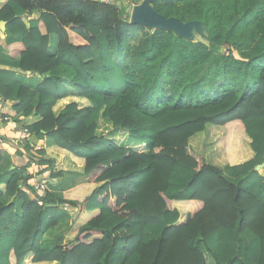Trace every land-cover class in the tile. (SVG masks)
I'll use <instances>...</instances> for the list:
<instances>
[{"label": "trees", "instance_id": "obj_1", "mask_svg": "<svg viewBox=\"0 0 264 264\" xmlns=\"http://www.w3.org/2000/svg\"><path fill=\"white\" fill-rule=\"evenodd\" d=\"M152 5L165 17L201 21L209 40L157 29L132 44L144 27L124 21L107 1L0 0V21L21 37L0 45V53L40 76L35 89L19 86L18 101L3 102L0 114L30 117L24 148L49 179L63 171L52 170L45 149L36 150L45 137L81 159L86 176L60 199L50 182L36 193L22 169L0 182V264H208L205 254L214 264H264V0ZM16 7L25 14L16 15ZM33 11L40 12L36 26L28 18ZM50 34L57 37L54 54ZM61 65L73 69L71 91L84 100L55 114L54 104L70 95ZM17 84L16 72L0 70L3 98ZM212 125L224 128L215 151L223 155L224 148L234 180L190 142ZM109 129L126 132L145 151L122 146ZM237 147L252 156L239 160ZM3 195L23 201L21 214ZM67 208L71 222L46 240Z\"/></svg>", "mask_w": 264, "mask_h": 264}, {"label": "crops", "instance_id": "obj_2", "mask_svg": "<svg viewBox=\"0 0 264 264\" xmlns=\"http://www.w3.org/2000/svg\"><path fill=\"white\" fill-rule=\"evenodd\" d=\"M16 15L25 14V11L21 7H16L15 9ZM40 12L39 11H33L29 16L30 25L36 26L38 22ZM21 37L19 36H12L9 31L6 29L1 30L0 29V45H5L7 42H14L20 40ZM56 41L57 37L55 34H50V40H49V51L51 54L55 53L56 50ZM19 57H13L8 52L3 51L0 53V70H10L13 72H16L17 78H18V84L13 89L11 95L7 98L6 103L9 105H12L18 101L17 98V90L19 86H25L29 87L31 89H35L40 81L39 76L36 74H33L31 72H22L18 69L16 66V61ZM58 72L60 76L62 77V81L67 85L69 88V96L57 101L53 106V112L57 114L67 103L68 101H83L84 99L81 97L76 96L72 91L71 87L68 85L70 82V79L73 76V69L68 66L61 65L58 68ZM36 103V100L34 101ZM30 117H26L24 114H19L15 117H12L10 121L4 122V125L0 128V137L3 139L2 146L5 149V154L0 162V182H7L11 175L13 174V171L15 169H22L26 170L28 166L29 156L27 151L25 150V145L29 142L30 136L27 141L22 142L19 139V133L22 127V124H25L26 121H28ZM201 133V132H200ZM122 138V137H121ZM123 140L130 142H135L136 144H139L136 141L131 140L127 134L124 135ZM53 140L49 137H45L44 139L37 141L35 144V148L37 149H45V153L43 155L44 158H53V171L62 170L63 174L59 179H54L51 181V187H49V191L56 197L61 198L62 195H64L66 192L75 190L77 188H81V185L85 184L86 176L82 174L83 169V162L81 159L75 158L70 152L58 148L53 144ZM143 144V143H142ZM125 145V147H129ZM140 145V144H139ZM123 146V145H122ZM143 147L142 151H145L144 144L141 146ZM248 155L246 158L252 156V151L247 152ZM245 158V159H246ZM227 163L222 164L221 170L225 173V175H228L229 180H234V177L229 174V170L227 168ZM44 166V164H43ZM49 177V171L47 167H43V169L35 174L33 178L40 179V178H48ZM30 181V180H29ZM1 201L4 204L13 203L15 207V211L18 214H21V205L22 200L16 196H8L3 195L1 197ZM67 215L60 219L57 224L47 230L45 233L44 238L51 239L56 234L62 232L65 230V228L68 226V224L71 222V218L74 215V210L67 208ZM248 243H252L254 241V238L249 233H243L241 235ZM36 264H57V262H39ZM208 264H214V261L212 258H210V262Z\"/></svg>", "mask_w": 264, "mask_h": 264}, {"label": "rangeland", "instance_id": "obj_3", "mask_svg": "<svg viewBox=\"0 0 264 264\" xmlns=\"http://www.w3.org/2000/svg\"><path fill=\"white\" fill-rule=\"evenodd\" d=\"M140 1L141 0H111L113 5H115L120 11L123 12L124 21H129L133 5L139 3ZM146 31H148L146 28L142 29L137 34L136 38H134L130 42L132 44H135V45L139 44V42L141 40L140 38L142 37V35H144L146 33ZM166 32H169L170 34H174L175 36H179V35L175 34L173 31H166ZM160 36L163 37L164 34H161ZM179 37H181V36H179ZM182 38H184V37H182ZM185 40H187V39H185ZM196 40H201V41L207 42V41L203 40L199 36L195 40H192V41H196ZM222 50H223V48H222ZM221 80L222 79H220V81ZM108 132L109 133L106 134L107 136L115 137V138H117V140L120 139L121 141H120L119 144H121L123 146L127 145L126 144L127 141L123 140L124 135L127 134L126 132L117 131L115 129H109ZM217 136L221 137L220 140H219V143H220V147H222L223 146V142L221 143V141H222V139H224L225 131H224L223 127L215 126V125L207 127L204 130V132L199 134V136H196V138L193 141L191 139L190 142H191V144L193 146V149L195 151H197L199 154L203 155L209 164H212V165H215V166L221 168L222 164L227 163V160H226V156H225V153H224V148H223V155L221 154V152L217 153L215 151V148H216V145H217L216 142H217V139H218ZM137 145H139V144H135L133 142L128 141V145L127 146H130L128 148H132V149H135V150H139V149L143 150L142 149L143 147L137 146ZM236 157L239 160H244L247 157L246 151L244 149L241 150V148L237 147ZM229 174H231L230 171H229ZM225 176L227 177L228 175H225ZM205 255H206V258H207V263H209L210 262V257L207 254H205Z\"/></svg>", "mask_w": 264, "mask_h": 264}, {"label": "water", "instance_id": "obj_4", "mask_svg": "<svg viewBox=\"0 0 264 264\" xmlns=\"http://www.w3.org/2000/svg\"><path fill=\"white\" fill-rule=\"evenodd\" d=\"M153 1L141 0L139 3L133 5L129 23L141 25L148 31L157 29L173 31L187 40H195L198 36L205 41L209 40L207 28L201 21H183L176 17H165L154 9L152 5ZM6 23V21H0L1 30L6 29ZM258 168L257 166L256 169Z\"/></svg>", "mask_w": 264, "mask_h": 264}, {"label": "built area", "instance_id": "obj_5", "mask_svg": "<svg viewBox=\"0 0 264 264\" xmlns=\"http://www.w3.org/2000/svg\"><path fill=\"white\" fill-rule=\"evenodd\" d=\"M100 1H107L109 3H112L111 0H100ZM7 98H3V96L0 94V107L3 102H6ZM12 118L9 116H2L0 114V122H6L10 121ZM30 136L29 130L22 124L20 133H19V139L22 142H25L28 140ZM43 165H40L36 159L30 158L28 161V166L25 170V174L30 176V181L28 180L29 185L33 188V190L36 193H44L48 188V183L51 182V179L48 178H40L35 179L33 178L35 174L43 169ZM38 204H41V201L37 200Z\"/></svg>", "mask_w": 264, "mask_h": 264}, {"label": "clouds", "instance_id": "obj_6", "mask_svg": "<svg viewBox=\"0 0 264 264\" xmlns=\"http://www.w3.org/2000/svg\"><path fill=\"white\" fill-rule=\"evenodd\" d=\"M52 181V180H51ZM51 183V182H50Z\"/></svg>", "mask_w": 264, "mask_h": 264}]
</instances>
